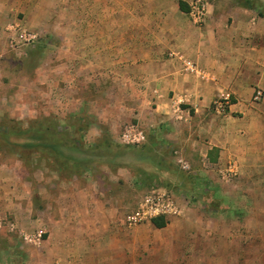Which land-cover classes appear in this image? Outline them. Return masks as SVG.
I'll return each instance as SVG.
<instances>
[{
    "label": "crops",
    "instance_id": "crops-1",
    "mask_svg": "<svg viewBox=\"0 0 264 264\" xmlns=\"http://www.w3.org/2000/svg\"><path fill=\"white\" fill-rule=\"evenodd\" d=\"M42 1L0 0V11H21L27 18L40 10ZM74 1L66 2V8ZM79 6L85 13L80 28H97L94 37L80 33L81 44H104L105 21L121 29L110 36L120 48L112 46L104 53L97 46L93 55L81 54V61H91L97 71L108 68L114 79L122 80L124 90L132 93L128 109L137 127L159 131L173 141L179 159L190 166L187 171L203 179L217 174L230 184L241 174L264 171V17L236 0H209L207 19L200 26L191 22L180 0H80ZM185 59L204 77L185 72ZM255 89L263 92L258 102L251 100ZM226 93L230 101L225 111L215 112L213 102ZM186 157L193 158V170ZM231 164L232 176L226 171ZM43 183L36 184L38 199L26 203L15 201L19 196L0 180L5 192L0 193V216H15L23 205L32 207V232L25 233L17 223L7 228L26 243L25 235H41L32 241L34 264H183L186 258L193 263L204 249L191 242L200 234L215 237L197 226L157 243L159 230L183 219L166 217L162 228L151 222L127 227L123 216L116 221V208L105 197L110 187L97 178ZM172 240L181 245L169 253Z\"/></svg>",
    "mask_w": 264,
    "mask_h": 264
},
{
    "label": "rangeland",
    "instance_id": "rangeland-1",
    "mask_svg": "<svg viewBox=\"0 0 264 264\" xmlns=\"http://www.w3.org/2000/svg\"><path fill=\"white\" fill-rule=\"evenodd\" d=\"M51 1L40 2V10L27 18L21 11H0V180L9 193L19 196L14 200L38 199V182L97 178L110 187L105 197L120 222L148 189L163 187L184 212L178 216L183 220L159 230L157 243L163 236L199 226L215 237L200 234L189 241L204 250L193 263L188 258L184 263L264 264V171L241 174L230 184L217 174L203 179L181 169L173 141L143 125V143L123 144L121 132L137 123L128 109L132 93L108 68L97 71L91 61H81V54L93 55L97 46L104 53L112 46L120 48L110 40L120 28L105 21L104 44H81L80 33L94 37L97 28H80L85 14L80 0L72 2V10L66 8L70 0H56L55 7ZM20 28L35 38L18 41ZM186 159L193 170V158ZM63 164L75 175L58 172L56 167ZM0 193H5L2 188ZM31 209L23 205L15 216L1 214L0 264H34L32 243L7 228L8 221H14L25 233L32 232ZM172 241L169 253L181 245Z\"/></svg>",
    "mask_w": 264,
    "mask_h": 264
},
{
    "label": "built area",
    "instance_id": "built-area-1",
    "mask_svg": "<svg viewBox=\"0 0 264 264\" xmlns=\"http://www.w3.org/2000/svg\"><path fill=\"white\" fill-rule=\"evenodd\" d=\"M187 6V16L191 22L195 25H203L208 16V0H180ZM19 40L30 41L35 38V35L27 32L24 28H20ZM183 70L187 73L197 76H203V72L200 68L190 60H182ZM263 98V92L260 89H255L252 102H258ZM230 101V94L226 93L218 97L214 102V110L218 113L225 111L226 105ZM120 140L123 144L128 146H136L145 141L144 131L134 124H129L120 134ZM182 170H189L190 166L187 161L182 159L178 160ZM228 174L234 175L235 169L231 164L226 170ZM225 171V172H226ZM224 173L223 180L228 179V174ZM184 212L183 206L178 204L170 192L163 187L148 189L144 195L127 211H125L123 218L127 227H132L147 222H151L152 219L157 217H172L181 216ZM10 228H13L14 223L9 222L7 224ZM41 235L37 236L25 235V240L29 243L40 239Z\"/></svg>",
    "mask_w": 264,
    "mask_h": 264
},
{
    "label": "trees",
    "instance_id": "trees-1",
    "mask_svg": "<svg viewBox=\"0 0 264 264\" xmlns=\"http://www.w3.org/2000/svg\"><path fill=\"white\" fill-rule=\"evenodd\" d=\"M236 2L243 7L255 9L260 17H264V4L260 0H236ZM182 9L185 8L182 7ZM62 166L58 165L56 167L58 172L65 173L68 177L75 175V172L71 171V167L69 165L63 164ZM151 223H153V225L157 228H162L166 224L163 217L154 218Z\"/></svg>",
    "mask_w": 264,
    "mask_h": 264
}]
</instances>
